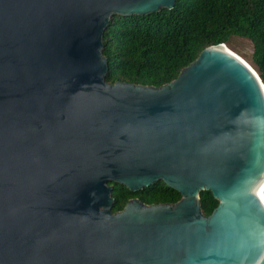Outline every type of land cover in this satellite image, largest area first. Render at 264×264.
<instances>
[{
    "label": "water",
    "instance_id": "1",
    "mask_svg": "<svg viewBox=\"0 0 264 264\" xmlns=\"http://www.w3.org/2000/svg\"><path fill=\"white\" fill-rule=\"evenodd\" d=\"M173 3L0 0V264H264L252 66L219 43L158 87L104 80L109 18ZM158 181L179 199L111 212L109 183Z\"/></svg>",
    "mask_w": 264,
    "mask_h": 264
},
{
    "label": "trees",
    "instance_id": "2",
    "mask_svg": "<svg viewBox=\"0 0 264 264\" xmlns=\"http://www.w3.org/2000/svg\"><path fill=\"white\" fill-rule=\"evenodd\" d=\"M231 36L251 43L249 63L264 85V0H174L170 9L147 15H113L102 34L108 83L158 87L174 79L205 47L227 44ZM112 186L111 212L129 198L144 204L174 203L179 194L158 181L135 192ZM208 215L217 205L209 191L198 194Z\"/></svg>",
    "mask_w": 264,
    "mask_h": 264
},
{
    "label": "rangeland",
    "instance_id": "3",
    "mask_svg": "<svg viewBox=\"0 0 264 264\" xmlns=\"http://www.w3.org/2000/svg\"><path fill=\"white\" fill-rule=\"evenodd\" d=\"M228 49L236 53L242 59L249 63L251 53V43L245 39L237 36H231L225 44ZM250 64V63H249Z\"/></svg>",
    "mask_w": 264,
    "mask_h": 264
},
{
    "label": "bare ground",
    "instance_id": "4",
    "mask_svg": "<svg viewBox=\"0 0 264 264\" xmlns=\"http://www.w3.org/2000/svg\"><path fill=\"white\" fill-rule=\"evenodd\" d=\"M249 64V63H248Z\"/></svg>",
    "mask_w": 264,
    "mask_h": 264
}]
</instances>
